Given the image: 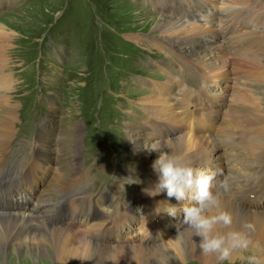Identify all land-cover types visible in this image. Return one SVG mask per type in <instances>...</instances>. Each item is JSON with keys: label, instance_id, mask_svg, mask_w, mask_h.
I'll use <instances>...</instances> for the list:
<instances>
[{"label": "bare ground", "instance_id": "1", "mask_svg": "<svg viewBox=\"0 0 264 264\" xmlns=\"http://www.w3.org/2000/svg\"><path fill=\"white\" fill-rule=\"evenodd\" d=\"M179 1L189 0H155L154 3L175 10ZM198 1L204 9L192 8L193 11L185 14L175 11L173 18L159 15L144 23L153 26L155 33H160L162 42L168 46L181 47L183 51L178 52L182 60L191 64L196 62L193 65L200 71L202 87L189 88L177 77L175 80L174 75L169 76L166 82L151 80L150 84H145L150 91L139 103L140 110L145 112V118H142L144 123L126 125L134 145L132 150L149 168L148 189L138 198L139 202L146 203L142 206V214L132 216L130 213L135 211L128 205L127 199H121L117 208L109 214L107 204L118 195L114 188L109 194H99V197L83 190L85 188L80 186V182L84 171L79 167V145L73 147L74 156L68 162L62 151L63 147L70 146H67L68 142L62 133L59 138L61 146L57 149L59 152L48 163L47 153L53 147L45 141L42 130L39 135L40 149L30 167L45 172L42 175L53 168L56 188L54 192L43 190L42 193L48 197L41 203L53 202L57 197L62 201L72 199L71 203L80 204L81 210L75 219L69 221L76 224L65 228L43 222L34 226L38 219L33 221L25 213L0 215V264L9 261L8 251L11 246H14V254L9 264H15L25 250L29 251L25 261H31L32 264L40 263V260H47L45 264H137L136 260L139 264H184L188 259L216 262L215 256L201 254L199 238L194 237L183 225L179 228L182 235H178L176 225L182 218L179 208L183 202L169 198L166 191L157 195L150 194L158 183L152 165L160 155L159 151L152 148L178 155L192 167L200 159H207L209 168L202 169L198 165L194 169L197 172H214L217 178H221L220 181L229 178L231 189L222 193L221 209L232 214L234 228H239L245 222L254 225L251 233L252 251L264 261V27L259 32L255 31V23H259L256 14L264 12V0ZM242 11L251 13L247 22L246 18L240 20L236 17V21L235 17L224 19L222 16L223 13L237 15ZM252 26L254 29L251 30ZM1 27L6 30L3 26H0V30ZM9 36L7 33L6 39ZM243 38L247 40L242 41ZM240 41L242 49L237 50L236 44ZM137 43L141 44L142 41L139 39ZM249 59L254 71L246 67ZM0 61L5 62L1 48ZM243 70H247L246 73ZM0 83V90L12 86L11 78L2 77ZM11 100L9 96H0V110L10 111L13 108L10 106ZM13 119V116L7 118L1 128L0 142L3 145L9 144L6 152L0 151V167L13 140L9 130H15L9 123ZM77 126L76 133L80 136L82 126ZM159 129L166 137H158ZM78 137L74 142L79 143ZM224 159L228 163L233 162L234 168L250 162L247 164L255 165L258 175H244L235 179L233 174L224 170ZM59 162L60 167L56 164ZM68 166L72 170L65 177ZM243 166L236 170L242 171ZM214 181L215 191L220 181ZM37 182L32 169H29L24 177L25 186L34 191ZM17 205L19 208L24 207ZM171 207H176V219L169 214L173 211ZM153 216H157L159 221L155 222ZM126 217L129 221L139 219L135 232L131 233L132 228L128 229L130 225L123 227L120 224V220ZM122 231L124 233L121 234ZM91 234H98L100 238L94 239ZM124 235L127 237L122 238ZM245 253L235 252L230 262L243 258Z\"/></svg>", "mask_w": 264, "mask_h": 264}, {"label": "rangeland", "instance_id": "2", "mask_svg": "<svg viewBox=\"0 0 264 264\" xmlns=\"http://www.w3.org/2000/svg\"><path fill=\"white\" fill-rule=\"evenodd\" d=\"M2 1L0 0V4H3L0 26L6 28L4 30L10 36L6 39L7 33L1 27L0 48L3 49L5 62L0 61V79L11 78L12 86L0 90V96H9L12 99L10 106L13 108L10 111L0 110V137L1 128L9 117H14L9 123L15 130L9 129L13 140L0 167V174L3 175L0 177V210L10 212L12 200L20 190L24 191V177L16 176V170L22 174L32 169L38 182L43 177L37 182L34 201L28 197L29 211L34 216L29 218L33 221L38 219L34 226L43 222L64 228V222L75 218L77 210L71 205H62L59 197L53 202L41 203L48 197L42 191L54 192L56 188L53 183V168L43 176L42 173L45 172L29 165L40 149L39 135L43 131L45 141L53 147L47 153L48 163L59 152L57 149L61 146L59 138L62 133L68 142L67 146H70L63 147L62 151L68 162L74 156L73 147L79 145V167L84 171L80 182V186L85 188L83 190L99 197V194H109L114 188L118 195L107 204L109 211L117 208L116 204L121 199H127L131 206L133 198L148 189L149 168L132 150L134 145L126 125L142 121L144 123L142 118H145V112L140 110L139 103L150 91L144 87V80L164 79L162 74L156 76L154 66L148 69L150 60L160 62L165 58V66L190 87L183 83L185 86L194 89L202 87L200 71L193 65L196 62L191 64L182 60L178 52L183 51L181 47L168 46L162 42L161 34L155 33L153 26L144 24L159 15H172L166 10H160L159 4L154 3L155 0H152L153 3L151 0ZM139 39L141 44L137 43ZM250 65L249 59L246 67L254 71ZM149 77L150 79H146ZM173 78L176 80L175 75ZM1 85L0 83V88ZM77 124L82 126L80 136L76 133ZM159 131L160 129L157 130L158 137H166ZM77 137L79 143L74 142ZM8 144L0 142L1 153L6 152ZM56 164L59 166L60 162ZM194 165H200L202 169L209 168L207 159H200ZM240 167L241 165L237 166ZM254 167L255 165H250L249 168L237 171L233 162L226 161L223 165L224 170L233 174L235 179L244 175L255 177L258 174ZM67 169L65 177L72 170L71 166ZM220 179L215 177L218 182ZM63 201L71 203L73 200ZM35 203L36 209L33 206ZM18 204L24 206V202ZM52 212L56 214L52 215ZM127 218H122L120 224L123 227L130 225L128 229L132 228L131 233L135 232L139 219L129 221ZM109 223L114 225L113 222ZM125 237L127 236H122ZM13 249L14 246H11L8 251L9 261L5 264L10 263ZM28 252H20L21 258H17L15 264H32L31 261H25ZM248 254L246 252L244 256ZM46 262L47 260H40V263L35 264ZM136 263L139 264L137 260ZM184 264H246V261L244 258L236 259L234 263L218 260L196 262L188 259Z\"/></svg>", "mask_w": 264, "mask_h": 264}, {"label": "clouds", "instance_id": "3", "mask_svg": "<svg viewBox=\"0 0 264 264\" xmlns=\"http://www.w3.org/2000/svg\"><path fill=\"white\" fill-rule=\"evenodd\" d=\"M160 152L152 168L158 176V183L151 195L165 192L169 198L183 202L180 208L182 218L176 227L183 225L194 237L199 238V249L204 256H215L220 262L230 261L237 251L247 252L243 258L246 264H264L252 251L251 233L254 225L250 222L234 228L232 214L221 209L222 193L231 189L230 180L225 177L213 190L216 173L196 171L190 163L180 156L152 148ZM187 202V203H186ZM169 214L176 216L175 208Z\"/></svg>", "mask_w": 264, "mask_h": 264}]
</instances>
